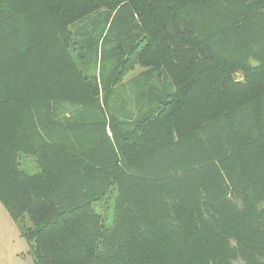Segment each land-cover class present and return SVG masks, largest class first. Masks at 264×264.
Masks as SVG:
<instances>
[{"label":"trees","instance_id":"obj_1","mask_svg":"<svg viewBox=\"0 0 264 264\" xmlns=\"http://www.w3.org/2000/svg\"><path fill=\"white\" fill-rule=\"evenodd\" d=\"M0 203L31 264H264V0H0Z\"/></svg>","mask_w":264,"mask_h":264},{"label":"rangeland","instance_id":"obj_2","mask_svg":"<svg viewBox=\"0 0 264 264\" xmlns=\"http://www.w3.org/2000/svg\"><path fill=\"white\" fill-rule=\"evenodd\" d=\"M93 17L94 15H91L89 19ZM80 24L72 25L70 30L74 31ZM135 73H137V69L127 78ZM20 158L21 161L30 160ZM113 196L105 197L93 204V208L102 216L106 226L111 224L113 218ZM31 262L32 255L29 253L28 244L21 237L17 224L11 220L5 207L0 203V264H31Z\"/></svg>","mask_w":264,"mask_h":264}]
</instances>
